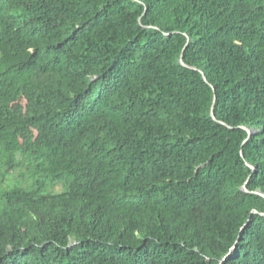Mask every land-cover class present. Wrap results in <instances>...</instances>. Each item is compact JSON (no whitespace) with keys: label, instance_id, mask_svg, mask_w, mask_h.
Wrapping results in <instances>:
<instances>
[{"label":"trees","instance_id":"obj_1","mask_svg":"<svg viewBox=\"0 0 264 264\" xmlns=\"http://www.w3.org/2000/svg\"><path fill=\"white\" fill-rule=\"evenodd\" d=\"M259 191L264 0H0V264H264Z\"/></svg>","mask_w":264,"mask_h":264},{"label":"water","instance_id":"obj_2","mask_svg":"<svg viewBox=\"0 0 264 264\" xmlns=\"http://www.w3.org/2000/svg\"><path fill=\"white\" fill-rule=\"evenodd\" d=\"M180 63L182 64V65H184V66H188V67H192V68H195V69H197L196 67H193V66H189L188 64H186L185 62H184V60H183V57L181 56V58H180ZM202 75H203V77H204V79L205 80H207L206 79V76H205V74L202 72ZM210 85L213 87V85L210 83ZM211 116L215 119V120H217V121H220V120H218L217 119V117H216V115H215V113H214V107L212 106V110H211ZM221 123H224L223 121H220ZM246 129H247V131H248V133L249 134H251L252 133V131L249 129V128H247V127H245ZM243 155V154H242ZM250 165V164H249ZM253 169H254V167L252 166V165H250ZM242 189L244 190V191H249L247 188H246V186H242ZM259 194H262L260 191L258 192ZM263 196H264V194H262ZM234 248V246L232 247V249Z\"/></svg>","mask_w":264,"mask_h":264}]
</instances>
